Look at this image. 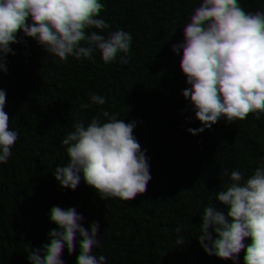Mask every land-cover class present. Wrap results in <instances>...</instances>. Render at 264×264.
Masks as SVG:
<instances>
[{
    "label": "trees",
    "instance_id": "trees-1",
    "mask_svg": "<svg viewBox=\"0 0 264 264\" xmlns=\"http://www.w3.org/2000/svg\"><path fill=\"white\" fill-rule=\"evenodd\" d=\"M0 264H264V0H0Z\"/></svg>",
    "mask_w": 264,
    "mask_h": 264
}]
</instances>
